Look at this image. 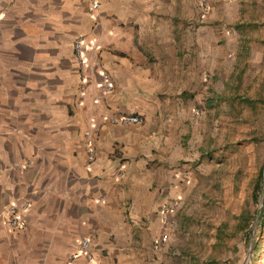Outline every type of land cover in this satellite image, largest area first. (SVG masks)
Segmentation results:
<instances>
[{
    "label": "crops",
    "instance_id": "0c3cea01",
    "mask_svg": "<svg viewBox=\"0 0 264 264\" xmlns=\"http://www.w3.org/2000/svg\"><path fill=\"white\" fill-rule=\"evenodd\" d=\"M258 3L0 0V264H93L78 252L83 237L105 264H163L174 209L208 181L243 49L227 31L260 25ZM79 36L96 48L83 64ZM11 203L27 206L18 229Z\"/></svg>",
    "mask_w": 264,
    "mask_h": 264
},
{
    "label": "rangeland",
    "instance_id": "374dc122",
    "mask_svg": "<svg viewBox=\"0 0 264 264\" xmlns=\"http://www.w3.org/2000/svg\"><path fill=\"white\" fill-rule=\"evenodd\" d=\"M256 9L261 20L256 28L245 27L244 34H237L231 26L234 21L226 29L231 43L241 40L243 49L235 50L231 95L213 132L211 156L201 170L208 181L201 179V186L194 188L197 195L192 204H181L175 210L172 203L180 224L173 231L170 255L163 264H243L248 251L247 264H264V224L259 232V217L254 223L262 187L258 203L251 200L253 181L264 168V0ZM248 211L255 215L245 241L238 223ZM257 234L260 250L250 261Z\"/></svg>",
    "mask_w": 264,
    "mask_h": 264
},
{
    "label": "built area",
    "instance_id": "2783aa9c",
    "mask_svg": "<svg viewBox=\"0 0 264 264\" xmlns=\"http://www.w3.org/2000/svg\"><path fill=\"white\" fill-rule=\"evenodd\" d=\"M98 6L97 2H93L91 5V10L95 9ZM74 53L76 58L78 59L80 64L84 63V49L85 50H91L94 51L96 48L91 43H86L84 37L79 36L76 38V40L73 43ZM103 91L109 92L112 88L110 84V80L108 75L103 74ZM100 100V97L98 95H94L92 97L93 102H98ZM197 113V110H196ZM108 120L111 124H120V125H130V124H138L142 123L143 119L138 115L133 114H109ZM89 156L92 157V153H89ZM26 204H22L21 206H18L14 203H11L7 206V223L10 228L12 229H18L21 227V221L19 218V210H25ZM78 252L82 254L87 261H92L93 264H105L102 261L94 260L92 249L90 246L89 239L87 237H83L80 239L78 244ZM76 257V253L70 255L69 261H72Z\"/></svg>",
    "mask_w": 264,
    "mask_h": 264
},
{
    "label": "trees",
    "instance_id": "16d2710c",
    "mask_svg": "<svg viewBox=\"0 0 264 264\" xmlns=\"http://www.w3.org/2000/svg\"><path fill=\"white\" fill-rule=\"evenodd\" d=\"M261 171L258 172L255 180L253 181L252 184V188H251V200L254 203H258L260 194H261ZM264 194V192H263ZM254 215H255V211H248L246 212L245 216H241L240 215V221L238 223V228L241 231L242 235H244V240L248 241L249 240V235H250V226L251 223L254 219ZM264 224V205H263V209L259 215V223L257 226L258 231H261V228ZM260 250V246H259V238H258V234L256 235L253 245H252V257L250 259V261H253V258H255V256H257V254L259 253ZM251 264V263H249Z\"/></svg>",
    "mask_w": 264,
    "mask_h": 264
},
{
    "label": "water",
    "instance_id": "95a60500",
    "mask_svg": "<svg viewBox=\"0 0 264 264\" xmlns=\"http://www.w3.org/2000/svg\"><path fill=\"white\" fill-rule=\"evenodd\" d=\"M261 173H262V174H261L262 196H261V200H260L259 207H258V209H257V213H256V215H255L254 223H255L256 220L258 219V217H259V215H260V213H261V208H262L263 203H264V194H263V192H264V168H263V170H262ZM254 223H253V227H252V231H251L250 247H251L252 240H253V229H254ZM249 252H250V251H248L247 256H246V258H245L243 264H247V261H248V258H249Z\"/></svg>",
    "mask_w": 264,
    "mask_h": 264
}]
</instances>
